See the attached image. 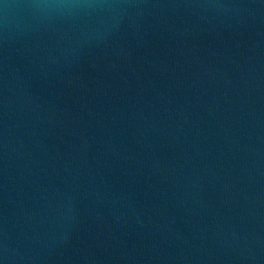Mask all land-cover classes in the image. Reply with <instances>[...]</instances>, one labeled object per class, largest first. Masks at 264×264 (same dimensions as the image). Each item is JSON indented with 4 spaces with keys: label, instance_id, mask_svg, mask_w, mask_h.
Wrapping results in <instances>:
<instances>
[{
    "label": "water",
    "instance_id": "95a60500",
    "mask_svg": "<svg viewBox=\"0 0 264 264\" xmlns=\"http://www.w3.org/2000/svg\"><path fill=\"white\" fill-rule=\"evenodd\" d=\"M0 264H264V0H0Z\"/></svg>",
    "mask_w": 264,
    "mask_h": 264
}]
</instances>
